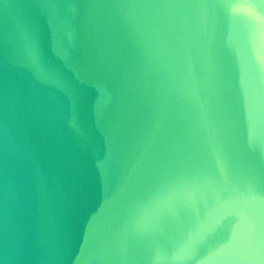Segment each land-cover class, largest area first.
Here are the masks:
<instances>
[{
	"label": "water",
	"instance_id": "1",
	"mask_svg": "<svg viewBox=\"0 0 264 264\" xmlns=\"http://www.w3.org/2000/svg\"><path fill=\"white\" fill-rule=\"evenodd\" d=\"M0 264H264V0H0Z\"/></svg>",
	"mask_w": 264,
	"mask_h": 264
}]
</instances>
